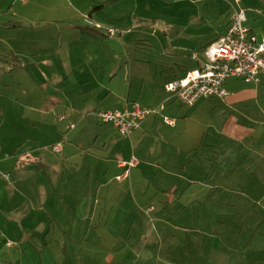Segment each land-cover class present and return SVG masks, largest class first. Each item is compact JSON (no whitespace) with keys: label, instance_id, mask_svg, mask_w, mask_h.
I'll return each mask as SVG.
<instances>
[{"label":"crops","instance_id":"obj_1","mask_svg":"<svg viewBox=\"0 0 264 264\" xmlns=\"http://www.w3.org/2000/svg\"><path fill=\"white\" fill-rule=\"evenodd\" d=\"M116 1L118 0L88 2L75 0L74 5H77V8L67 3L66 0H59L60 3L57 5H52L51 0H26L19 5L12 1L9 8L13 14L10 19L13 17L15 22L7 21L8 23L2 24V28L13 30L14 32L9 34L16 37L21 34L19 31L24 33L32 27L37 29V27L48 25L47 19L33 17L39 12L36 11L38 9L44 11L46 8L47 11L64 14V17L56 18V22L62 20L67 23L70 19H66L67 15L74 14L73 29H78V31L74 37L72 36L73 38H66V42H76L78 46L76 56L70 44H68V50L62 53L60 48L63 37L60 30L56 31L59 43L55 54L61 53V61L59 70H54L51 75L45 72L46 69L49 70L48 72L51 71V60L41 57L35 61L31 58L37 56L38 53L39 56L45 57L53 53L48 44L55 40L53 36L55 33L52 32L49 36L40 34L38 41H41V44L36 47L33 45H31L32 48L19 45L6 46L7 53H14L18 58L23 57L24 60H17L18 67L40 68L44 79L42 84L51 79L55 80L58 86L64 84L69 88L68 92L64 88L62 99L41 100L35 104L36 107H33L40 112L41 118L37 123L40 127H45L44 123L53 122V119L57 124L53 129L52 142L54 143L63 140L68 123L75 124V128L67 133L63 141L66 143L62 144L61 151L54 153L50 149L51 155L60 157L61 162L73 160L78 152L93 144L92 138H87L86 134L89 131L94 133L96 130L91 123L96 112L121 111L132 107L133 104L155 109L157 112L146 118L137 130L128 133L127 136H120L112 126L99 132L103 133L101 134L103 141L96 148L103 151V149L110 150L113 147L119 151L117 156L120 159L117 163L96 160L97 164L89 167L84 158L79 170V173L82 170L84 173L80 176L77 174L78 178L77 176L58 178L55 175L48 179L43 177L44 171L54 168L56 164V161L48 160L49 154L44 151L46 149L40 150L41 148L35 147L17 153L15 149L8 150L0 146V178L4 181V185L0 182V221H4L3 223L8 226L5 230L0 228V237L4 241L3 244L0 243V250L15 248L21 251L24 244L25 251H21L18 258H15L17 250L9 252L12 262L16 264H68L74 257L67 253V247H73L76 250L77 262L82 264L149 262L147 258L152 256V253L146 251L144 254L143 250L148 241L152 240L151 236L157 237L159 233L156 225L154 227L149 224L148 226L141 225L142 218L151 215L149 209L151 204L144 207L141 200L136 199L148 193H150L149 198L158 195L156 188L153 189L154 191L151 190L150 185L153 182L162 178L161 182L157 183L165 187L167 179H176V187H171L174 186L171 184L170 187L165 188L166 191L174 188V191L179 192L180 186L186 189L188 185L196 181V177L214 180L218 176L219 179H223L233 162L241 161V164H249L255 160L264 161V144L250 148L249 141H253L251 137L255 133L248 132V129L259 127L264 132V82L248 85L235 77L225 82V90L229 92L228 98L224 100L201 98L195 103L197 105L203 99L207 107H212L211 110L217 112L216 117L222 119L220 128L216 131L219 134L220 132L226 133V138L230 140L228 143L230 148L225 151H223L224 145L220 142L212 145L211 142L206 143L204 141L205 132L196 135L184 132L187 120L201 110V105L193 111L196 107L194 104L193 108L183 106L164 89V79L168 72L175 78H181L186 72L200 68L205 63V57L202 55L203 46L224 36L232 15L239 10L233 11L234 13L228 17L225 24L216 25L215 28L219 29H216L211 36L207 33L206 38H203L197 49L202 58H197L196 53L192 52L188 60L191 63L187 65L185 59L187 57L180 58L178 53H175L182 52L181 48L167 45L160 53H164L168 61L158 60L152 65L148 59L145 62L126 55L130 52L126 50L121 33L110 37L93 28H82L79 25L81 21L79 16L85 15L86 12H88V18L91 19L96 18L95 15L102 16L106 12L105 8ZM96 7L99 9L93 11ZM94 12L97 14L92 15ZM243 14L245 17L243 25L260 40L264 32L259 35L256 31L257 25L251 21L252 13L243 10ZM69 25H71L70 21ZM24 36L27 38L26 33ZM84 41L92 45L93 49L86 50L81 44ZM94 43H97V48ZM69 50L72 52L70 53ZM84 56L88 57L89 63L86 60L79 61ZM169 66L179 67V73H175ZM60 114L66 116L65 121L57 120L56 116ZM163 118L169 122L172 121V124L165 122ZM225 127H229L225 129L226 132ZM236 129L239 134L234 133L237 132ZM114 134L119 135L120 138L114 137ZM246 141L249 145L245 144ZM91 149L95 148H89L86 152H91ZM9 151L14 155L9 157ZM83 156L86 157L84 154ZM132 161L134 165L127 169L126 177L120 181L117 180V177L125 172V168L119 164ZM29 164L35 165L33 172ZM94 166L95 169L104 168V171L96 173L99 177L95 178L93 173L90 174L91 176L85 175L88 169ZM177 170L180 172L177 173ZM102 174L104 178L107 175L108 180L99 183ZM4 175L7 177L3 178ZM111 184L115 185L116 190L112 196L108 188ZM208 185L203 183L201 191L211 189V183ZM127 203L130 206L129 214L124 213V206ZM115 208L120 218H123V222L119 225L120 230L125 227L127 216L135 214L131 212L135 211L136 216L140 215V219H137L140 224L137 226L141 228L139 234L143 236L138 238L144 241V247L143 245L141 248L134 247L138 239L131 242L134 236L131 233L132 226L130 234L115 238L113 246L107 242L104 246H100L98 252L95 251L98 244L96 240H93L94 234L104 232V229L113 222L110 221V212ZM153 219V217L150 218L149 222L156 223L158 220L153 221ZM131 222L134 224V221ZM11 237L19 238V240L16 239L19 241L16 246L14 243L11 246L5 243V239L10 240ZM80 237V241L83 242L81 244L78 241ZM85 247L87 248L86 253L83 250ZM27 250H33V252L31 257H26V261L23 262L22 255Z\"/></svg>","mask_w":264,"mask_h":264},{"label":"rangeland","instance_id":"obj_2","mask_svg":"<svg viewBox=\"0 0 264 264\" xmlns=\"http://www.w3.org/2000/svg\"><path fill=\"white\" fill-rule=\"evenodd\" d=\"M12 1L17 2L18 5L21 3L19 0H0V146L8 150L15 149L17 153L35 147L41 148L40 150L46 149L44 151L49 154L48 160L56 161L54 168L44 171L43 177L47 179L51 178L52 175L58 178H73L76 176L78 178V175L84 173V170L79 173L84 158L89 167L90 165H96V160L117 163V160L120 159L117 156V153H119L117 149L110 147V150L103 149L102 151L96 148L103 141L101 135L103 133L99 132L111 128L109 127L111 125L100 124L95 117L92 118L91 123L96 130L94 133L89 131L86 136L92 138L93 144L97 139L96 144L85 147L71 161L61 162L60 157L51 155L50 149L58 143L52 142L53 129L57 124L53 119V122L44 123L45 127H40L37 124L41 118L40 112L33 107H36L35 104H38L41 100L62 99L64 88L66 92L69 91V88L64 84L58 86L55 84V80L51 79L42 84L44 79L40 68L18 67L17 60H24L23 57L18 58L14 53H7L6 46L36 47L41 44V41H38L40 34L49 36L52 32L55 33L53 35L55 40L48 44L53 52L50 53L51 56H39L38 53L37 56L31 58L35 61L41 57L51 60V71L45 70L46 74L51 75L54 70L60 68L61 53L55 54L59 43L58 30H60L59 32L63 37L62 47L60 48L62 53L68 50V44H70L75 50L74 56H76L78 50L76 42L67 43L66 38L74 37L78 29H73L74 24L72 23L75 21L73 13L67 15L66 19L70 18L67 23L62 20L56 22V18H62L64 14L47 11L46 8L44 11L37 8L36 11L39 12L34 14L33 17L47 19L48 25L37 27V29L36 27L30 28L27 32H24L27 38L24 36L23 31H19L21 34L13 37L9 34L14 32L13 30L2 28V24L7 21L15 22L13 17L10 19L13 14L9 8ZM197 1L118 0L107 6L105 8L106 12L102 16L95 15L96 18L91 19L88 18V12L79 16L81 19L79 25L82 28H93V30L103 32V34H107L108 29L114 30L115 34L121 33L126 50L130 52L126 55L132 56L136 60L139 58L145 62L148 59L152 65L158 60L168 61L165 54L160 53L167 45L181 48L182 52L175 53H178L180 58L187 57L188 59L185 58L187 65L191 63L188 60L190 59L189 56L193 54L192 52L196 53L197 58H202L203 54H199L197 49L203 38H206L207 33L211 36L216 29H219L215 28L216 25L219 23L221 25L225 24L228 17L234 13L233 11H238L241 8L244 12L252 13L251 21L257 25L256 31L259 35L264 32V2L262 0ZM66 2L77 8V5H74L75 0H66ZM51 3L57 5L60 2L59 0H51ZM94 14L97 13L94 12L92 15ZM69 21L71 25H69ZM81 44L85 46L86 50L93 49L92 45L86 41ZM94 46L97 48V43H94ZM69 52L72 51L69 50ZM84 60L87 63L90 62L87 56L79 59L80 62ZM169 67L175 73H179V67ZM205 104L203 99L197 105L194 104L196 107L193 111H196V108L200 105L201 110L189 117L184 132L192 135L205 132L204 141L206 143L211 142L212 145L220 142L224 145L223 151H225L230 148V144H228L230 140L226 138V133L220 132L221 134H219L216 131L220 128L222 119L216 117L217 112L211 110L212 107H207ZM225 129H229V127H225ZM248 132L255 133L251 137L253 141H249L250 148L264 144V132L260 127L248 129ZM234 133L237 134L238 130ZM117 134L119 133L117 132ZM117 134H114V137L118 136L119 139L121 134H119L120 136ZM249 142L246 141L245 144L249 145ZM64 143L66 142H61V144ZM92 147L95 149H91L89 153L86 152ZM9 152V157L14 155L13 152ZM29 166L32 169L31 172H33L35 165L29 164ZM101 171H104V168L95 169L94 166L89 168L85 175L91 176L90 174L93 173L94 177L97 178L99 175L97 176L96 173ZM179 172L177 170V173ZM161 179L159 178L157 182H161ZM106 180H108L107 175L104 178L102 174L99 183ZM195 180L186 189L183 188L184 186H180L179 192L174 191V188L166 191L165 188L170 187L171 184L174 185L171 187H176V179H167L164 184L165 187L154 180L155 182L150 185L151 190L154 191L153 189L156 188L158 195L149 198L150 193H148L137 199L135 198L137 201L141 200L140 202L143 203L144 207L151 204L149 205L151 215L141 217L143 219L141 225L148 226L147 224H149L153 227L156 225L159 233L157 237L155 235L151 236L152 240L148 241L147 246L144 248V254L146 251H151L152 256L147 258L149 262H143L142 264H264V161L255 160L249 164H241V161L233 162L223 179H219L217 176L214 180H204L198 177ZM0 182L4 185L1 178ZM202 182L205 185L211 183V189L201 191L203 188ZM114 186V184L108 185L111 196L116 191ZM127 191H129L128 186ZM164 201L167 203L164 204ZM124 208V213H128L130 208L128 203ZM131 208L133 209V206ZM115 212L116 208L110 212V221L113 222L104 229V232H95L93 240H96L98 244L95 251L98 252L100 246H104L107 242H110L113 246L115 238L129 235L132 226L131 233L134 236L131 238V242L138 239L134 247L141 248L142 245L144 247V241L138 238L143 236L139 234L141 228L137 226L140 224L137 220L140 219V215L136 216L137 212L135 211L131 212L135 214H131L130 217L126 215L127 223L120 230L119 225L123 222V218H120L119 214ZM152 217L154 218L153 221L158 219L156 223L149 222ZM131 221H134V224ZM3 222L0 221V228L5 230L8 226ZM126 231H128L127 234ZM16 239L19 240L18 237H11L10 240L6 238L5 243L10 241L16 246L19 242ZM80 240L81 237L78 240L79 244L83 243ZM0 243H4L2 237H0ZM16 250L18 252L15 258H18L19 253L25 251L24 244L21 251L15 248L1 249L0 264H16V262H12L11 253H9ZM83 250L85 253L87 252L86 247ZM126 251L128 252V250ZM32 252L33 250H27L22 255L23 262L26 261V257H31ZM37 252L36 254H38ZM67 253L72 254L74 257L72 262L68 264H82L77 262L76 250L73 247H67ZM36 254L35 256H37Z\"/></svg>","mask_w":264,"mask_h":264},{"label":"built area","instance_id":"obj_3","mask_svg":"<svg viewBox=\"0 0 264 264\" xmlns=\"http://www.w3.org/2000/svg\"><path fill=\"white\" fill-rule=\"evenodd\" d=\"M26 2V0H19ZM245 17L243 10L235 12L224 36L210 44L204 51L205 63L200 68L186 72L183 77L164 84L166 93L171 94L180 103L188 107L201 98L226 99L229 92L225 89V82L232 78L241 79L245 83L259 84L264 82V35L258 40L243 24ZM99 27V26H97ZM108 36L114 37L115 31L108 29ZM155 109L143 108L138 104L121 111L101 110L94 114L97 122L111 125L122 136L137 130L145 118L155 115ZM164 119V118H163ZM59 122L66 120L65 115L57 117ZM165 122L172 124L167 119ZM75 128V124L68 123L66 132ZM67 135V134H66ZM63 135V139H66ZM61 142L52 147L54 153H59ZM134 162L120 163L126 170L117 180L127 175V169ZM7 177V176H6ZM10 245L9 243H7Z\"/></svg>","mask_w":264,"mask_h":264},{"label":"trees","instance_id":"obj_4","mask_svg":"<svg viewBox=\"0 0 264 264\" xmlns=\"http://www.w3.org/2000/svg\"><path fill=\"white\" fill-rule=\"evenodd\" d=\"M263 2H264V0H262ZM99 8L98 7H96L93 11H96V10H98ZM231 23V21L229 22V24ZM229 24H227V27L229 28ZM227 28V29H228ZM254 35V34H253ZM219 40V38L217 39V40H214V41H210V42H208L207 44H205V46H203V51L210 45V44H212V43H214V42H216V41H218ZM202 51V52H203ZM175 79H177V78H175V77H173V76H171V75H169V72L167 73V75H166V78L164 79L165 80V83L164 84H167L168 82H170V81H173V80H175ZM153 116V115H152ZM146 119V118H145ZM144 119V120H145ZM68 132H66L64 135H66ZM65 139H63V140H61L60 142H62L63 143V141H64ZM125 168V167H124ZM125 170H126V168H125ZM7 243H9L10 245H8V246H11L13 243H10V242H7ZM6 243V244H7Z\"/></svg>","mask_w":264,"mask_h":264}]
</instances>
